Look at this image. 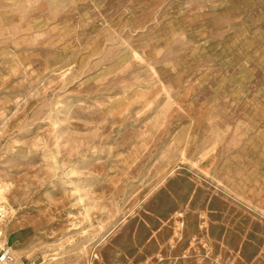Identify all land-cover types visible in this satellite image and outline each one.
Returning a JSON list of instances; mask_svg holds the SVG:
<instances>
[{
  "label": "rangeland",
  "instance_id": "1",
  "mask_svg": "<svg viewBox=\"0 0 264 264\" xmlns=\"http://www.w3.org/2000/svg\"><path fill=\"white\" fill-rule=\"evenodd\" d=\"M0 184L15 264H264V0H0Z\"/></svg>",
  "mask_w": 264,
  "mask_h": 264
},
{
  "label": "built area",
  "instance_id": "2",
  "mask_svg": "<svg viewBox=\"0 0 264 264\" xmlns=\"http://www.w3.org/2000/svg\"><path fill=\"white\" fill-rule=\"evenodd\" d=\"M6 213L3 207L0 208V220L5 218ZM16 257L13 254L10 246L8 245L5 237L3 235V231H0V264H15ZM23 264H35L34 261L28 259L23 262Z\"/></svg>",
  "mask_w": 264,
  "mask_h": 264
},
{
  "label": "bare ground",
  "instance_id": "3",
  "mask_svg": "<svg viewBox=\"0 0 264 264\" xmlns=\"http://www.w3.org/2000/svg\"><path fill=\"white\" fill-rule=\"evenodd\" d=\"M6 186H2L1 184H0V202H7V197H6V195H5V190H6ZM1 207H3L4 209H5V213H6V216H5V218H3V219H1L0 220V223H1V221H5L6 219H7V217H8V210L6 209V207L4 206V205H0V208ZM31 216V215H30ZM22 217L24 218V217H28V215L27 214H23L22 215ZM31 218H33V216H31ZM36 219V218H35ZM15 224L14 225H12V226H18L19 224L20 225H23L24 223H21V221H19V219H16L15 221ZM26 222V221H25ZM0 231H3V229H1L0 228ZM4 235V234H3Z\"/></svg>",
  "mask_w": 264,
  "mask_h": 264
},
{
  "label": "crops",
  "instance_id": "4",
  "mask_svg": "<svg viewBox=\"0 0 264 264\" xmlns=\"http://www.w3.org/2000/svg\"><path fill=\"white\" fill-rule=\"evenodd\" d=\"M30 224H24V225H20V226H17L15 228L12 229L11 233L9 232V236L10 235H15L17 237V233L20 232V230L22 229H25L26 227H28Z\"/></svg>",
  "mask_w": 264,
  "mask_h": 264
}]
</instances>
